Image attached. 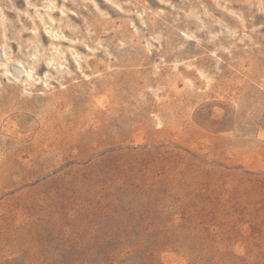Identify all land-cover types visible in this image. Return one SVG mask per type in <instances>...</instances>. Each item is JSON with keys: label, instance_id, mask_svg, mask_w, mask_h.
Returning <instances> with one entry per match:
<instances>
[{"label": "rangeland", "instance_id": "rangeland-1", "mask_svg": "<svg viewBox=\"0 0 264 264\" xmlns=\"http://www.w3.org/2000/svg\"><path fill=\"white\" fill-rule=\"evenodd\" d=\"M0 264H264V0H0Z\"/></svg>", "mask_w": 264, "mask_h": 264}, {"label": "bare ground", "instance_id": "bare-ground-1", "mask_svg": "<svg viewBox=\"0 0 264 264\" xmlns=\"http://www.w3.org/2000/svg\"><path fill=\"white\" fill-rule=\"evenodd\" d=\"M49 2H51V1H49ZM49 6H50V4H49ZM225 6H226V5H225ZM47 8H48V7H47ZM47 8H46V9H47ZM48 10H49V9H48ZM50 15H51V14H50ZM236 15H237V14H236ZM48 16H49V15H48ZM50 19H51V17H50ZM43 21H44V23H45V20H43ZM51 22H52V21H51ZM49 24H50V23H49ZM46 25H47V24H46ZM44 27H45V26H44ZM46 29H47V28H46ZM47 31H48V30H47ZM49 32H50V31H49ZM51 35H52V34H51ZM53 36H54V35H53ZM32 48H33V47H32ZM56 50H57V49H56ZM51 51H52V50H51ZM51 51H50V52H51ZM57 51H58V50H57ZM55 52H56V51H55ZM2 53H3V52H2ZM34 53H35V52H34ZM59 53H60V52H59ZM5 55H6V54H5ZM30 55H31V54H30ZM33 55H35V54H33ZM33 55H32V56H33ZM32 56H31V57H32ZM38 56H39V55H38ZM58 56H59V54H58ZM31 57H30V58H31ZM62 57H63V56H62ZM62 57H61V58H62ZM32 58H33V57H32ZM59 58H60V57H59ZM33 59H36V58H33ZM62 59H63V58H62ZM56 60H57V59H56ZM1 64H2V63H1ZM58 64H59V63H58ZM5 68H6V66H5ZM30 68H31V67H30ZM4 70L7 71L8 69L6 68V69H4ZM29 71H30V70H29ZM20 72H22V71H21V68H20ZM26 74H27V78L30 79V77H31V73H30V72H27ZM34 75H35V74H34ZM189 81H190V80H189ZM30 83H31V82H30Z\"/></svg>", "mask_w": 264, "mask_h": 264}]
</instances>
